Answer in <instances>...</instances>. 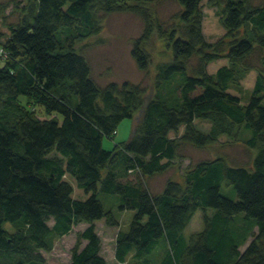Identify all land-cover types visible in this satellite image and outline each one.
<instances>
[{
	"label": "trees",
	"instance_id": "trees-1",
	"mask_svg": "<svg viewBox=\"0 0 264 264\" xmlns=\"http://www.w3.org/2000/svg\"><path fill=\"white\" fill-rule=\"evenodd\" d=\"M149 1L29 0L10 36L0 30V64L6 61L0 66V264H40L32 253L51 250L56 236L83 222L69 264H109L95 222L119 221L101 192L118 195L117 210H135L116 236L120 264H264V69L251 62L264 52V2L209 0L226 29L212 42L203 31V0H178L176 25L158 28L172 54L157 64L152 92L130 81L99 85L75 43L97 34L105 15L135 12L145 26L132 55L148 71L155 23L140 3ZM223 56L229 62L210 73L209 64ZM256 68L245 104L230 88L238 72ZM125 118L133 120L129 139L105 148L104 138L114 137ZM197 118L209 121V129L198 127ZM182 125V135L171 137ZM243 128L252 131L246 144L257 149L252 165H232L224 156L202 160L186 171L184 184L169 180L157 194L144 181L169 167L181 140L206 146L222 135L236 138ZM67 175L86 198L73 196ZM224 184L237 199L222 192ZM199 209L204 227L187 237Z\"/></svg>",
	"mask_w": 264,
	"mask_h": 264
},
{
	"label": "rangeland",
	"instance_id": "rangeland-1",
	"mask_svg": "<svg viewBox=\"0 0 264 264\" xmlns=\"http://www.w3.org/2000/svg\"><path fill=\"white\" fill-rule=\"evenodd\" d=\"M251 2L259 5L264 0H251ZM28 3L29 0H0V30L5 33L4 38L10 36V27L17 25L22 20L26 12L25 7L28 6ZM130 3L135 4L134 1ZM140 4L150 12L155 23V32L149 39L146 47L151 56V64L148 71L142 70L132 55L133 43L142 34L145 26L144 19L135 12L124 10L105 15L102 18L101 30L97 34L75 43V48L87 56L91 63L93 78L101 86L110 82L121 83L130 81L141 83L149 92H152L157 64L171 58L172 51L167 46L165 39L160 37L158 28L161 27L166 30H171L176 25L182 10L181 4L178 0H151ZM202 12L204 17L203 31L206 39L213 42L223 37L226 29L218 14V7L211 5L209 0H203ZM246 28L244 26L241 28L240 35L245 33ZM228 39L226 38V41ZM263 56L264 52L258 50L251 58V62L259 68L264 69V63L261 60ZM228 62V58L223 56L210 63L208 70L210 73H214L220 66ZM5 63L6 61L2 62L0 66H4ZM258 74L259 71L257 68L244 71L240 74L238 72V79L232 84L230 91L240 95L243 103H248L253 93ZM21 100L25 102V96H21ZM32 108H35L42 118L49 117L42 107L34 105ZM54 114L59 115L62 120L60 114ZM195 123L204 130H208L210 127V122L205 119L197 118ZM132 125L133 120L131 118H125L119 124L114 137L104 138V147L112 149L116 143L128 140ZM184 129L185 126L182 125L178 131H171L170 136L179 138L184 132ZM251 135L252 131L250 129L243 128L240 135L236 138L222 135L217 141L206 146H197L191 142L179 140L180 146L178 154L170 161L169 167L164 171L145 176L144 181L151 192L157 194L164 189L169 180L179 181L184 184L186 171L202 160L224 156L232 165H252L253 159L257 154V149L249 147L245 142L246 138ZM131 176L133 177L134 175ZM66 177L73 182L75 188L73 196L75 198H86L88 196L84 189L77 186L74 177L70 175ZM222 192L234 199L238 198L233 186L224 184ZM99 196L107 208L113 209L114 215L119 221L118 225L108 224L105 218L95 222L96 230L102 239V254L109 264H120L115 258L116 236L120 229L127 230L129 228L135 210H117L116 205L119 197L116 194L101 192ZM213 211V208L207 209L208 213H212ZM203 214L204 211L202 209L197 210L194 214L185 229L187 237L203 229ZM50 223L52 224L53 220ZM87 225L84 222L76 224L68 234L54 238V244L51 250H40L37 253H32V256L40 264H69L72 247L77 241L79 232ZM4 227L10 231L15 230L11 222H6ZM252 239L253 236H250L246 243L241 246L242 251L245 250ZM157 252L159 254L158 256H161V249ZM37 254L41 255V257L39 258ZM9 258L16 259L18 256L12 255Z\"/></svg>",
	"mask_w": 264,
	"mask_h": 264
},
{
	"label": "built area",
	"instance_id": "built-area-1",
	"mask_svg": "<svg viewBox=\"0 0 264 264\" xmlns=\"http://www.w3.org/2000/svg\"><path fill=\"white\" fill-rule=\"evenodd\" d=\"M1 53L4 54V50L3 49H0Z\"/></svg>",
	"mask_w": 264,
	"mask_h": 264
}]
</instances>
